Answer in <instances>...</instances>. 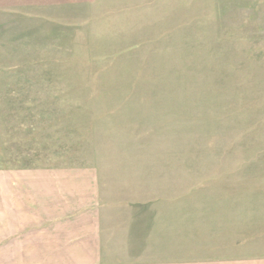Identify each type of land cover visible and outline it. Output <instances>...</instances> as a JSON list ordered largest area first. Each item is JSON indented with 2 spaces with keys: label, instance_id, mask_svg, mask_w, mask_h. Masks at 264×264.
I'll return each mask as SVG.
<instances>
[{
  "label": "rangeland",
  "instance_id": "1",
  "mask_svg": "<svg viewBox=\"0 0 264 264\" xmlns=\"http://www.w3.org/2000/svg\"><path fill=\"white\" fill-rule=\"evenodd\" d=\"M46 13L0 18V172L73 173L75 264H264V0Z\"/></svg>",
  "mask_w": 264,
  "mask_h": 264
},
{
  "label": "crops",
  "instance_id": "2",
  "mask_svg": "<svg viewBox=\"0 0 264 264\" xmlns=\"http://www.w3.org/2000/svg\"><path fill=\"white\" fill-rule=\"evenodd\" d=\"M85 1L0 0V18L44 17L46 12ZM71 174L0 172V264H75L83 258L90 263L94 249L104 246L108 236L99 224L61 207L62 191L69 188L62 177ZM30 194L32 205L38 207L31 216Z\"/></svg>",
  "mask_w": 264,
  "mask_h": 264
}]
</instances>
